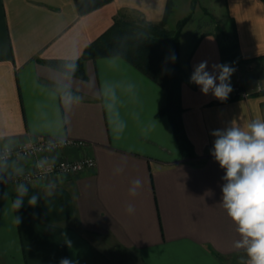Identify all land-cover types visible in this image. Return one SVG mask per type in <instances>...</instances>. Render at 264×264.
Segmentation results:
<instances>
[{"label": "crops", "instance_id": "0c3cea01", "mask_svg": "<svg viewBox=\"0 0 264 264\" xmlns=\"http://www.w3.org/2000/svg\"><path fill=\"white\" fill-rule=\"evenodd\" d=\"M166 3L111 0L82 14L76 0H0V150L71 138L84 144L39 158L96 160L95 167L76 173L0 186V264H59L62 258L74 264H240L242 257L248 259L234 247L241 237L221 206L224 170L210 154L211 132L233 121L244 126L264 119V92L245 99L229 94L220 101L189 82L194 65L206 60L211 71L213 64H223L216 23L217 29L205 24L194 31L185 48L182 40L194 17L180 34L179 62L186 75L181 119L190 155L183 154L169 116L160 114L166 104L162 85L124 57L87 59L84 76L49 63L80 59L117 17L159 23ZM192 3L187 2L190 9ZM199 3L213 20H220L222 11L233 20L239 54L252 61V69L244 67L241 74H260L264 0ZM176 4L172 0L167 28ZM236 77L234 72L230 82ZM35 162V157L0 162V174ZM117 168L123 171L115 174ZM137 178L143 186L131 197L129 187ZM20 184L28 191L16 211L12 202ZM33 195L35 207L27 203ZM129 204L135 206L132 215L125 211Z\"/></svg>", "mask_w": 264, "mask_h": 264}, {"label": "clouds", "instance_id": "9594fccd", "mask_svg": "<svg viewBox=\"0 0 264 264\" xmlns=\"http://www.w3.org/2000/svg\"><path fill=\"white\" fill-rule=\"evenodd\" d=\"M175 59L174 53L166 57L172 62ZM211 68V71L207 70L206 60L194 65L189 82L197 85L204 95L211 93L214 98L224 101L232 91L230 78L235 68L226 63L213 64ZM128 87L131 91L134 85L129 84ZM74 99L77 103L82 100L81 97ZM211 135L215 139L210 154L224 170L221 206L237 225L241 237L235 241L234 247L243 249L248 257L246 261L242 257L240 264H264V119H253L244 126L233 121L223 130H213ZM122 171L123 168H117L115 174ZM142 186L143 182L139 178L134 179L129 187V196L136 197ZM27 191L25 185L17 186V195L12 202V208L16 211L22 207ZM47 194L51 196L52 192ZM37 202L35 195L27 201L31 207H35ZM125 211L132 215L135 206L129 204ZM19 222L17 216L16 223ZM65 243L71 247L70 240ZM59 264L74 262L62 258Z\"/></svg>", "mask_w": 264, "mask_h": 264}, {"label": "trees", "instance_id": "16d2710c", "mask_svg": "<svg viewBox=\"0 0 264 264\" xmlns=\"http://www.w3.org/2000/svg\"><path fill=\"white\" fill-rule=\"evenodd\" d=\"M110 1L76 0V4L79 12L83 14ZM171 6L172 0H167L164 17L156 24L143 21L141 26L132 27L123 19L115 18L111 27L84 50L80 59L50 61L49 63L62 70L84 76L83 65L87 59L113 55L124 57L162 85L166 93V104L160 114L169 116L183 154L190 155L191 145L184 132L181 119V86L186 75L179 62V44L181 31L191 19V15L181 19L175 30L168 32L165 26ZM204 12L209 14L206 10ZM220 50L223 64L234 65L248 61L239 54L237 34H234L232 45L229 42L222 43ZM173 53L176 56L175 61L166 60V57Z\"/></svg>", "mask_w": 264, "mask_h": 264}, {"label": "built area", "instance_id": "2783aa9c", "mask_svg": "<svg viewBox=\"0 0 264 264\" xmlns=\"http://www.w3.org/2000/svg\"><path fill=\"white\" fill-rule=\"evenodd\" d=\"M237 73L236 79L231 83L232 91L230 95L234 98H249L264 92V81L260 74L242 75L241 70L246 67L252 69V61L237 63L233 66ZM84 141L71 138H45L20 144L16 147H6L0 150V162H19L23 158L35 157L33 166L16 172L1 173L0 186L16 184L18 182H30L32 180L43 179L55 174H72L87 168L96 166V160L86 157L73 161H53L39 158L42 154L61 150L69 145H83ZM40 164V167L37 165Z\"/></svg>", "mask_w": 264, "mask_h": 264}, {"label": "rangeland", "instance_id": "374dc122", "mask_svg": "<svg viewBox=\"0 0 264 264\" xmlns=\"http://www.w3.org/2000/svg\"><path fill=\"white\" fill-rule=\"evenodd\" d=\"M189 0H177V4L174 7V15L173 18L169 21V28H167L165 26V29L168 32H172L173 30H175L177 23L180 21L181 18H183L184 16L190 14L191 18H193V22L190 23V25L188 26V28L185 31V36L183 37L182 40V45L183 48H185L186 44L190 43V40H192V33L196 30H199V28H201L202 26H204L205 24H209V26H214V23H216L218 26V32L220 37L223 39V43L225 42H229L231 45L233 44V39H234V32H233V27H234V22L233 20L226 16H223V12L222 11V15H221V19L220 20H213L212 17L210 15H206L202 12V8L200 6V0H193L191 9L189 7V5H187V2ZM203 1V0H201ZM203 4V3H201ZM195 6H197L196 9V13L194 14V8ZM221 6V5H219ZM225 7V5H222V7ZM171 6V10H172ZM204 11L206 10L205 8L203 9ZM207 11V10H206ZM220 14V13H219ZM117 18H121L125 21V23H127L128 25H131L132 27H139L141 26L140 24L143 22V20L138 19L136 16H131L130 14L128 15H123ZM179 20V21H178ZM215 27V29H217ZM256 73H260L262 74V79L264 81V66L262 65V67L258 68L256 70Z\"/></svg>", "mask_w": 264, "mask_h": 264}]
</instances>
